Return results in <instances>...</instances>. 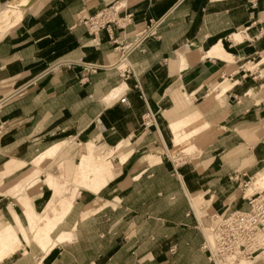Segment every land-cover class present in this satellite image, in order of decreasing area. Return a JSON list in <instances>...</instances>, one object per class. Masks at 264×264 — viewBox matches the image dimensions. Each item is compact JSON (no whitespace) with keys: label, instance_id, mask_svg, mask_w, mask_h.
<instances>
[{"label":"crops","instance_id":"1","mask_svg":"<svg viewBox=\"0 0 264 264\" xmlns=\"http://www.w3.org/2000/svg\"><path fill=\"white\" fill-rule=\"evenodd\" d=\"M113 1L35 0L0 36V223L31 234L57 208L41 171L65 141L81 156L93 142L114 151L77 189L47 249L31 234L0 264H210L207 222L248 207L245 181L264 183V0H119L132 14L123 29L94 35L79 22L81 9ZM158 18L123 76L113 38ZM219 44L231 57L207 54ZM186 135L191 151L174 154Z\"/></svg>","mask_w":264,"mask_h":264},{"label":"built area","instance_id":"2","mask_svg":"<svg viewBox=\"0 0 264 264\" xmlns=\"http://www.w3.org/2000/svg\"><path fill=\"white\" fill-rule=\"evenodd\" d=\"M124 6L122 1L115 0L94 12L81 9L79 22L94 35L100 29H108L113 25L123 29L132 19V14L126 12ZM160 22V18L151 21L133 36L127 37L123 34L113 38L115 48L119 50L113 66L123 76L134 73L128 59L129 54L140 48L146 37L156 34ZM87 67L95 70L97 66L89 64ZM121 100L126 101L125 96ZM147 118L146 123L154 121L152 114ZM247 183L245 181L243 186ZM245 197L248 201L247 208H235L225 214H214L207 224L201 249L206 252L210 264H242V261L252 264L257 260L264 262V186L254 189Z\"/></svg>","mask_w":264,"mask_h":264},{"label":"rangeland","instance_id":"3","mask_svg":"<svg viewBox=\"0 0 264 264\" xmlns=\"http://www.w3.org/2000/svg\"><path fill=\"white\" fill-rule=\"evenodd\" d=\"M20 1L21 0H12L9 3H7L4 7L0 9V17L4 14V11L8 8L9 5L19 4ZM18 11H20L19 14H21L22 16L25 9L23 10L18 9ZM18 19L19 17H16L15 19L10 21L8 24H6L3 27L1 26V22H0V28H1L0 36L6 30L7 27L11 26L10 27L11 29L13 26H15V23L17 22ZM226 58H228V56H226ZM190 121L191 119L188 118V120L184 122L180 121L177 124L176 122H174L175 124L173 123L172 126L176 125V128H173V131L175 130L177 132H180L181 134L182 132L185 131L183 126ZM177 132H176V136L178 135ZM80 145L81 144H78L75 141L67 140L61 144L60 148H56V150L52 154H49L47 157H45L46 159L52 156V158L47 159L44 162L45 168L41 172H43L44 174L47 172L46 176H48L49 179H53L54 195L51 201L57 198H58L57 200H60V201L55 203V205H57L56 209L55 207H52L49 209L50 214L48 216L46 214L48 208L43 211L44 214H41V215L39 214V216L42 217V220L40 222L41 224H38V225L31 224L30 225V231H31L33 239H34V235L37 232H40V236L42 237L41 242L39 241L40 243H43V241L47 239H49V243L54 242L51 238V231L56 227L54 226L55 223H57L58 225L64 219V217L69 212V210L71 209L74 203L75 197L77 195V189L80 186L84 187L85 183L87 182L89 178H92V177L100 178L99 175H101L103 168L106 167L107 169L112 165L111 159L114 155V151L111 153L110 151H103V150H100L99 148L94 149L93 147L94 145H96V143L93 142L92 145L90 146V149H92L93 151L90 152V149L88 147L86 153L82 154L81 156L79 154ZM189 146H190L189 135H186L182 141H181V137H178V138L176 137L175 146L173 148L174 151L173 150L171 151L174 154L178 152L180 155H182L183 153L191 151L192 147H189ZM159 153L160 152H153V154H151L150 157H152L153 160L159 159L160 157ZM45 159H43L39 164L34 163V165L36 167H42V162ZM123 160L124 159H122V161ZM32 167H30L29 169H31ZM256 176L252 177L250 181L247 183V185L244 187H246L247 189L248 187H252L255 185L263 187L264 183L259 184L260 182L263 181L261 180L262 175L258 177ZM254 179L256 181H254ZM256 188H259V187H256ZM251 190L252 188L248 190L247 193L252 192ZM67 198L69 199L67 200ZM68 202H69V208L66 209L65 205ZM50 205H52V203ZM49 218H52V223H54L51 229L46 228L47 226L50 225V222L48 221ZM207 224L209 223L207 222ZM25 228H26V230L24 229L25 236H27L25 240L26 242L25 244L27 245V244H30V242L32 241L31 239L32 237H31V234H28V231H27L28 226H25ZM29 235H30V238H29ZM43 246L46 249L49 247V246H46L45 243H43ZM5 251H6V247L0 245V260H2L3 258L7 257L8 255L14 252L13 250H10L9 253Z\"/></svg>","mask_w":264,"mask_h":264},{"label":"bare ground","instance_id":"4","mask_svg":"<svg viewBox=\"0 0 264 264\" xmlns=\"http://www.w3.org/2000/svg\"><path fill=\"white\" fill-rule=\"evenodd\" d=\"M34 1L35 0H21L19 4L9 5L8 8L4 11V14L1 16L2 18L0 17L1 26L2 27L5 26L6 24H8L10 21L15 19L16 17H21V14H19L20 11H18V9H20V10L26 9ZM207 54L208 55L211 54V56L212 55H215V56L218 55L217 57H219L221 55L223 57H226V56L231 57L226 53V51L224 50V48L220 44L215 46L214 48H212L209 52H207ZM227 86H225L224 88H217V89L213 90L209 95L213 96V94H217V95H219L220 93L222 94V92L225 91ZM215 98H216V96H215ZM172 125H171V127H173ZM93 148L97 149L98 147H97V145H94ZM52 151H54V150H52ZM91 151H93V150L90 149V152ZM158 152H160V151H158ZM256 187L262 188L260 186H255V187L252 186V187H248V190H250L251 188H252L251 191H253L254 189H258ZM28 216L30 217V214ZM26 238H27V236H25V230L23 229V227L17 228L9 222L0 223V245L6 247L5 252L9 253L10 250H13V251L17 250L22 243H26L25 242ZM34 239H36L38 242L39 241L41 242L42 237L40 236V232H37L34 235ZM221 264H228V263L222 262ZM242 264H247V262L242 261Z\"/></svg>","mask_w":264,"mask_h":264}]
</instances>
